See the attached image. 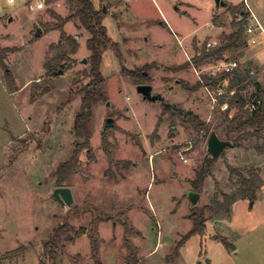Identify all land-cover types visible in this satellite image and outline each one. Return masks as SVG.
Here are the masks:
<instances>
[{
    "label": "rangeland",
    "instance_id": "1",
    "mask_svg": "<svg viewBox=\"0 0 264 264\" xmlns=\"http://www.w3.org/2000/svg\"><path fill=\"white\" fill-rule=\"evenodd\" d=\"M34 1L0 0V47L11 49L5 67L0 65V264H37L44 242L61 223L70 225L71 235L78 229L84 233L73 242L60 241L54 249L56 259L49 264H264V186L263 202L240 198L229 213L205 211V233L182 242L192 228L189 179L208 154L207 138L212 130L221 139L232 140L236 134L227 136L222 111L211 100L210 93L217 88L188 91L181 84L193 85L205 74L218 75L224 72L222 62L236 60L235 69L243 79L234 89H241L246 103L259 99L261 89L248 48L264 62V37H256V43H247L243 50L226 52L228 60L179 68L196 53L194 45L198 49L204 43L217 45L222 32L233 31L228 5L244 3L250 15L247 26L253 24L249 4L264 27V0H224L223 6L214 0H92L102 8V24L113 46L101 53L106 100L93 107L92 157L82 150L78 171L64 183L73 195L67 207L51 195L57 187L51 174L74 147L80 95L70 101L68 97L89 80L88 34L76 19L68 21L66 33L78 37L77 51L71 54L75 62L62 74L46 76L44 64L61 63L58 56L71 45L59 41L58 31L43 32L42 23L53 21L51 10L61 16L71 10L66 0L32 10ZM213 17L222 26L214 24ZM37 28L41 32L36 36ZM145 67L148 80L143 83L151 84L166 102L196 113L207 125L205 134L183 123L174 108L165 110L161 102L144 99L133 78L123 73ZM7 72L12 85L5 78ZM235 112L232 109L230 116ZM108 117L112 124L105 127ZM103 132L112 158L121 161L117 167L110 165L102 149ZM259 139L246 140L237 155L228 154L231 146L224 148L194 206L208 205L213 198L221 201L219 190L232 193L239 188L229 166L255 167L260 174V167L244 154L257 152ZM91 235L97 240L96 255ZM215 236L225 237L234 248L227 249ZM20 245L26 247L22 255L1 259Z\"/></svg>",
    "mask_w": 264,
    "mask_h": 264
},
{
    "label": "trees",
    "instance_id": "2",
    "mask_svg": "<svg viewBox=\"0 0 264 264\" xmlns=\"http://www.w3.org/2000/svg\"><path fill=\"white\" fill-rule=\"evenodd\" d=\"M57 0H46V2H56ZM69 3V8L71 13L66 16H61L54 10L50 11V16L53 21L42 23L43 32L47 33L49 31L56 30L59 32L61 42H68L71 45L70 51H63L58 56V61L61 63H51L50 61L44 64V69L46 76H53L57 71L62 70L66 72L73 67L75 59L71 57V54L75 53L78 48V42L75 36L66 33L64 26L68 21L77 20L78 26L84 29L88 37L86 39V48L89 51L88 56V69L86 74L89 77L87 83H85L80 89L69 93V98L74 95H80V105L77 111L74 121H73V132H74V147L69 158L61 162L57 168L52 172V176L56 178L57 186H63L70 175L78 171L79 154L82 150H86L87 153L92 157L91 154V144L90 138L92 136L91 131V120L93 114V107L96 103L106 100V95L104 93L103 85L105 83V77L100 71V61L102 50L109 46H113L110 38L107 36L105 26L102 24L103 11L102 8H97L92 0H66ZM228 10L232 14L231 25L234 28L230 33L222 32L219 37V43L214 46H207L204 43L201 49H198L194 45L196 53L191 57V59L179 66L180 69L186 68L189 65L194 67L201 66L208 62H216L218 60L225 61L228 60L226 57V52L243 50L247 46V42L244 39L245 27L247 24V19L249 18V12L245 8L244 3L240 2L236 5H228ZM213 22L217 26H222L218 23V20ZM11 49L9 47H0V65L5 67L4 59L7 53ZM144 69L135 70H123V73L130 75L136 84H141L148 80V75L143 74ZM243 73L237 69L232 72H221L218 75L205 74L200 76L199 80L193 85L188 83H181L183 88L188 91L196 90L200 87H207L209 89L219 88L224 80L229 83L228 89L232 90L238 87L239 83L243 79ZM7 82L12 85L13 78L8 72L5 74ZM241 89H234L233 94L228 98V109L222 111V122L226 124V134L229 137L230 134H236V136L230 140L234 146H242V144L253 137L263 138L262 144L255 145V150L259 154H264V135L261 133L264 131V92L260 91V103L256 105L253 111H248L244 108L246 102L244 101L241 93ZM47 91V88L45 89ZM72 96V97H71ZM225 98H220L219 103H223ZM170 107H164L168 109ZM176 110V115L179 119L192 128L197 134H205L207 131L206 123L194 112L188 109H181L178 106L174 108ZM235 109L236 112L230 116V111ZM160 121V120H158ZM158 124V122H157ZM136 144L140 146L139 140ZM101 145L105 154L107 155L108 162L116 167L121 163V161H116L112 158L111 153L108 148L107 134L102 133ZM215 159L211 158L209 153L203 158L200 167L194 170V177L189 179V183L193 191L199 192L204 186L205 178L211 172V166ZM128 164V162H122ZM231 174L237 176V182L239 188L232 192L226 193L218 191L222 196V200L213 198L208 205L202 207L193 206L191 207V212L188 217L192 220V228L184 235L182 242L186 241L189 237L193 235H203L206 230L207 217L205 216V211H213L217 215H222V213H229L232 204L237 199L248 198L254 200L256 198V193L258 188L262 184V179L259 174V170L255 167L249 168H234L228 167ZM99 221H105L107 219L99 218ZM71 228L67 223H61L54 227L49 238L43 244L42 258L37 264H49V261L56 259L55 248L60 241L66 240L73 242L76 238L83 235V229H78L75 231V235L68 233V229ZM127 231V228H125ZM92 239V251L93 255H96L97 250V240L93 235L90 236ZM219 239L227 249H233L234 247L230 244L225 237L215 236ZM183 242V243H184ZM178 246H181L179 244ZM26 250L25 245H20L12 250L6 251L1 255V259H12L22 255Z\"/></svg>",
    "mask_w": 264,
    "mask_h": 264
},
{
    "label": "water",
    "instance_id": "3",
    "mask_svg": "<svg viewBox=\"0 0 264 264\" xmlns=\"http://www.w3.org/2000/svg\"><path fill=\"white\" fill-rule=\"evenodd\" d=\"M216 6H223L225 4L224 0H214ZM105 11V9L103 8ZM41 32L40 28L36 29L35 35H39ZM83 63L86 62V59L82 60ZM56 73L62 74L63 71L59 70ZM146 74V72H144ZM137 91L142 95V97L148 101H159L161 102L162 106L164 107H170V108H176V105L174 103L166 102L164 97L159 93L153 92V87L149 83H141L136 85ZM108 104V103H107ZM112 124V118L108 117L105 120V127L110 126ZM207 150L211 158L216 159L220 157L222 152L224 151V148L227 146L233 147L234 144L226 139H221L215 130H212L207 138ZM52 197L56 199L60 204L64 206H70L73 203V195L71 188L69 186H57L54 188L52 192ZM188 199L191 202V204L194 206L199 197L200 193L190 190L188 192ZM208 260V259H206Z\"/></svg>",
    "mask_w": 264,
    "mask_h": 264
},
{
    "label": "built area",
    "instance_id": "4",
    "mask_svg": "<svg viewBox=\"0 0 264 264\" xmlns=\"http://www.w3.org/2000/svg\"><path fill=\"white\" fill-rule=\"evenodd\" d=\"M10 2H12V0H9ZM26 1H30V0H26ZM46 4V0H35L33 3H30V8L32 10H41L42 8L45 7ZM252 16V20H253V24H249L245 27V35H248V39L250 40V42L254 43V34L257 30L259 31H263L261 24L259 23L258 19L253 15V13H251ZM211 46V45H208ZM238 63L236 60H229L227 62H222L221 63V68L224 72H232L236 67H237ZM233 90H225L224 87H222V85L217 88V90L215 91L214 94L210 93L211 96V100L213 102L214 105L219 106V108L221 109V111H225L226 109H228V98L233 94ZM220 98H225V101L223 103H219ZM260 103V98L258 99L257 97H253L251 98L249 101H247V103L245 104L244 108H246L248 111H253L256 108V105ZM213 105V106H214ZM181 159L183 161H186V158L184 156L181 155Z\"/></svg>",
    "mask_w": 264,
    "mask_h": 264
},
{
    "label": "crops",
    "instance_id": "5",
    "mask_svg": "<svg viewBox=\"0 0 264 264\" xmlns=\"http://www.w3.org/2000/svg\"><path fill=\"white\" fill-rule=\"evenodd\" d=\"M156 3H158L156 0H154ZM186 3H188V2H186ZM190 4V3H189ZM247 4H248V2H247ZM248 6H249V9L251 10V13H253V15L258 19V17L259 16H257V14L254 12V10L252 9V7L248 4ZM258 21H259V23L261 24V26L263 27V24H262V22H260V20L258 19ZM162 23H164V22H162ZM164 25H166V23H164ZM263 29V31H259V30H257L256 32H255V34L253 35L254 37V40H255V43H256V37L257 38H261L262 36L264 37V27L262 28ZM53 31H56V30H53ZM262 37V38H263ZM76 38H78V37H76ZM261 38V39H262ZM59 41H60V39H59ZM78 41V40H77ZM247 43H248V46L250 45V44H255V43H252V42H250V41H248V39H247V41H246ZM250 48H248V51H250L251 52V54H252V56H253V59H252V63H251V65H252V67H253V70H254V73H256L257 74V78H256V86L257 87H259V89H261L260 91H263L264 92V62H262L261 60H259L257 57H255L254 55V52H252L251 50H249ZM186 53V52H185ZM187 55V54H186ZM224 82V83H223ZM221 84H222V87H224L225 89H227V90H229L228 89V81L227 80H224ZM226 86V87H225ZM205 88H207V87H205ZM233 91H234V89H232ZM259 93V92H258ZM259 98H260V96H259ZM261 139V141H262V138H260ZM259 139V140H260ZM242 148V147H241ZM246 149V148H245ZM253 149V148H252ZM230 150L231 151H229L228 152V154L230 155V154H235V155H237L238 154V152H239V150H240V146H233V147H231L230 148ZM247 150H249V149H247ZM255 150V149H254ZM244 154H245V158H248V159H250V161L251 162H253V163H256L257 165H256V167H260V177H261V179H262V185L260 186V188L257 190V193H256V200H255V202L256 201H261V202H263V197H262V193H261V189H262V187L264 186V177H263V173H264V170H262V168H261V166L262 165H264V154H258L257 152H248V153H245L244 152ZM228 155V156H229ZM228 158H230V157H228ZM242 159V158H241ZM254 203V202H253Z\"/></svg>",
    "mask_w": 264,
    "mask_h": 264
}]
</instances>
